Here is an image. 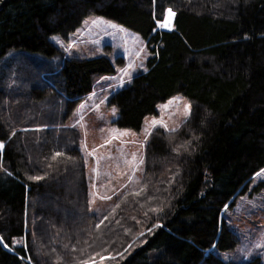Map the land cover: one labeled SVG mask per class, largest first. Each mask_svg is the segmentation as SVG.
I'll return each instance as SVG.
<instances>
[{"label": "trees", "instance_id": "trees-1", "mask_svg": "<svg viewBox=\"0 0 264 264\" xmlns=\"http://www.w3.org/2000/svg\"><path fill=\"white\" fill-rule=\"evenodd\" d=\"M91 14L139 32L150 54L109 96L115 125L141 129L176 94L191 104L176 128L152 129L139 183L101 214L68 119L124 56L51 38ZM0 144V264H263L219 252L239 242L225 211L264 168V0H0Z\"/></svg>", "mask_w": 264, "mask_h": 264}, {"label": "rangeland", "instance_id": "rangeland-1", "mask_svg": "<svg viewBox=\"0 0 264 264\" xmlns=\"http://www.w3.org/2000/svg\"><path fill=\"white\" fill-rule=\"evenodd\" d=\"M160 24L165 28L164 20ZM51 38L67 54L94 56L108 52L112 56H124L125 63L115 73L96 79L93 91L79 102L68 119V123L77 125L82 133L90 179V208L101 214L114 195L139 183L144 168V147L152 129L158 125L176 128L189 115L185 108L191 104L183 94H176L159 103L157 114L147 115L141 129L119 127L112 122L118 115V108L108 100L112 91L146 68L150 54L142 35L105 16L91 14L68 40L58 34ZM153 120L157 121L155 126ZM258 173H264V168L255 174L248 188L225 211L226 221L238 234L239 242L235 247L219 252L224 259L260 257L264 264V187L254 189L264 179V174ZM118 254L102 255L81 264H105L106 259Z\"/></svg>", "mask_w": 264, "mask_h": 264}, {"label": "snow or ice", "instance_id": "snow-or-ice-1", "mask_svg": "<svg viewBox=\"0 0 264 264\" xmlns=\"http://www.w3.org/2000/svg\"><path fill=\"white\" fill-rule=\"evenodd\" d=\"M168 12H169V19L175 15V13H173L171 9H169ZM163 26L167 27L168 23H165ZM164 107H167V105H165ZM190 109H191V106L190 105H186V108H185L186 114H190ZM156 123H157V121H155V120L152 121V125L153 126H155ZM164 126L166 127V125H164ZM0 148H3L2 144H0ZM262 174H264V173H258L257 175H262ZM2 242H3L2 238H0V243H2Z\"/></svg>", "mask_w": 264, "mask_h": 264}, {"label": "bare ground", "instance_id": "bare-ground-1", "mask_svg": "<svg viewBox=\"0 0 264 264\" xmlns=\"http://www.w3.org/2000/svg\"><path fill=\"white\" fill-rule=\"evenodd\" d=\"M172 22H173V17H171V18L169 19V12H167V13H166V16H165V19H164V24H165V23H168V26H167V27H170L171 24H172Z\"/></svg>", "mask_w": 264, "mask_h": 264}, {"label": "crops", "instance_id": "crops-1", "mask_svg": "<svg viewBox=\"0 0 264 264\" xmlns=\"http://www.w3.org/2000/svg\"><path fill=\"white\" fill-rule=\"evenodd\" d=\"M165 28H169V27H165ZM93 89H94V87H93ZM92 91H93V90H92ZM92 91H91V92H92ZM91 92H90V93H91ZM90 93H89V94H90Z\"/></svg>", "mask_w": 264, "mask_h": 264}, {"label": "water", "instance_id": "water-1", "mask_svg": "<svg viewBox=\"0 0 264 264\" xmlns=\"http://www.w3.org/2000/svg\"><path fill=\"white\" fill-rule=\"evenodd\" d=\"M167 29H170V27H169V28H167Z\"/></svg>", "mask_w": 264, "mask_h": 264}]
</instances>
